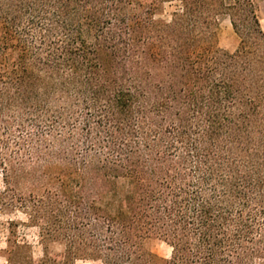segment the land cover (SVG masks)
Instances as JSON below:
<instances>
[{"label":"trees","instance_id":"trees-1","mask_svg":"<svg viewBox=\"0 0 264 264\" xmlns=\"http://www.w3.org/2000/svg\"><path fill=\"white\" fill-rule=\"evenodd\" d=\"M0 173L7 264H264L258 3L0 0Z\"/></svg>","mask_w":264,"mask_h":264},{"label":"rangeland","instance_id":"rangeland-1","mask_svg":"<svg viewBox=\"0 0 264 264\" xmlns=\"http://www.w3.org/2000/svg\"><path fill=\"white\" fill-rule=\"evenodd\" d=\"M259 5L261 23L264 29V0H255ZM179 3L165 2L156 15V19L170 21L172 13L178 8ZM240 43L239 37L234 32L229 20L222 22L219 46L229 52H234ZM4 183L2 174L0 173V190H3ZM11 222L15 223L17 237L21 242H26L32 246V253L35 259H40L43 256V247L39 238V229L28 224L26 215L20 211L7 212L0 218V264H7L5 250L7 241L10 237L9 227ZM147 248L153 253L168 258L171 255V248L163 241L153 239L147 243ZM50 251L54 255H60L64 251V247L60 243H52ZM76 264H101L100 262H90L79 260Z\"/></svg>","mask_w":264,"mask_h":264}]
</instances>
